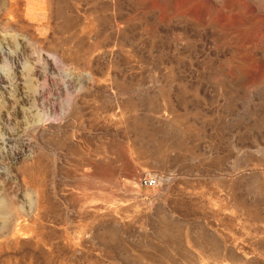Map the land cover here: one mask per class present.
Returning a JSON list of instances; mask_svg holds the SVG:
<instances>
[{"label":"rangeland","instance_id":"374dc122","mask_svg":"<svg viewBox=\"0 0 264 264\" xmlns=\"http://www.w3.org/2000/svg\"><path fill=\"white\" fill-rule=\"evenodd\" d=\"M0 264H264V0H0Z\"/></svg>","mask_w":264,"mask_h":264},{"label":"built area","instance_id":"2783aa9c","mask_svg":"<svg viewBox=\"0 0 264 264\" xmlns=\"http://www.w3.org/2000/svg\"><path fill=\"white\" fill-rule=\"evenodd\" d=\"M140 184L145 187H154L157 185V178L154 176H147L140 180Z\"/></svg>","mask_w":264,"mask_h":264}]
</instances>
